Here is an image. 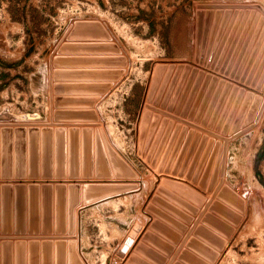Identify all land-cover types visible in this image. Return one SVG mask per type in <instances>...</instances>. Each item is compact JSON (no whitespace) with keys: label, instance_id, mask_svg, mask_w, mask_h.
Returning <instances> with one entry per match:
<instances>
[{"label":"rangeland","instance_id":"rangeland-1","mask_svg":"<svg viewBox=\"0 0 264 264\" xmlns=\"http://www.w3.org/2000/svg\"><path fill=\"white\" fill-rule=\"evenodd\" d=\"M0 81V264H264V0H0Z\"/></svg>","mask_w":264,"mask_h":264},{"label":"water","instance_id":"water-1","mask_svg":"<svg viewBox=\"0 0 264 264\" xmlns=\"http://www.w3.org/2000/svg\"><path fill=\"white\" fill-rule=\"evenodd\" d=\"M30 190L25 186L15 187V190L12 186H4L0 188V194L2 195V201L4 204V211L0 212V216H10L12 214L11 210H13L16 206L18 213L15 214L22 217L24 216L22 209L24 210L28 206V203H33L36 206L38 204L37 199H35L33 202H28L27 196L30 193H34ZM14 196H16L17 201L13 199ZM22 198L26 200V202L24 200L22 201ZM6 210L9 212H6Z\"/></svg>","mask_w":264,"mask_h":264},{"label":"crops","instance_id":"crops-1","mask_svg":"<svg viewBox=\"0 0 264 264\" xmlns=\"http://www.w3.org/2000/svg\"><path fill=\"white\" fill-rule=\"evenodd\" d=\"M3 65L6 67V66H9V64H6V63H4L3 62ZM12 67L14 66V64H10ZM10 68V67H9ZM9 70H11V69H9ZM2 81H0V83H1ZM263 152H264V139H263V144H262V147H261V150H260V153H261V155L263 154ZM256 165H258V162L256 163ZM256 167H258V166H256ZM259 169V168H258ZM256 170H257V168H256ZM259 170H257V172H258Z\"/></svg>","mask_w":264,"mask_h":264}]
</instances>
